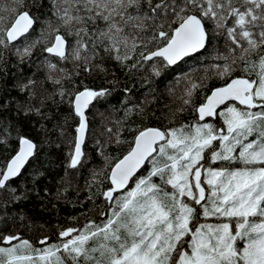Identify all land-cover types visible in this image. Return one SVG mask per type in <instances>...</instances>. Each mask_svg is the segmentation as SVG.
<instances>
[{"label":"snow or ice","instance_id":"obj_1","mask_svg":"<svg viewBox=\"0 0 264 264\" xmlns=\"http://www.w3.org/2000/svg\"><path fill=\"white\" fill-rule=\"evenodd\" d=\"M33 193L83 210L46 231ZM9 223L0 264H264V0H0Z\"/></svg>","mask_w":264,"mask_h":264},{"label":"trees","instance_id":"obj_2","mask_svg":"<svg viewBox=\"0 0 264 264\" xmlns=\"http://www.w3.org/2000/svg\"><path fill=\"white\" fill-rule=\"evenodd\" d=\"M203 55V54H202ZM204 63H208L209 61L207 60V58H205V60L203 61ZM213 63L215 61H212ZM67 66V65H65ZM116 73H117V78L120 80L121 83V87L124 84V81L126 80V76L124 73H122L119 68L117 67L115 69ZM172 75H175L174 73ZM172 75H170L168 78L171 79ZM109 79H111V77H109ZM97 83L103 84V80L98 78L97 79ZM137 87L133 88V93L136 94L140 91H142V82L141 81H137ZM107 86V85H105ZM162 88V85H161ZM16 93L13 92V95H15ZM119 98H120V93L117 91L115 93H113V98H112V104L116 105L117 107H119ZM171 98L165 93L162 97H157V101L156 104L154 105V107H156L157 112L160 111L161 107L166 106L169 104ZM173 106H175L173 104ZM164 111H167V107L163 108ZM62 112L67 111V106H64L61 109ZM190 112L191 110L189 109V113L184 114L181 118L182 119H188L190 116ZM122 114V113H121ZM89 118L91 120H94L96 124L100 123V119L98 116H93L92 114L89 115ZM152 123H156V120H153ZM38 141H39V136L37 137ZM86 151L92 153L93 155L94 153V145L92 144V141L89 140L88 141V145L85 149ZM114 150V149H113ZM62 151L61 150V155H62ZM53 154H55V150L53 149ZM91 167V165L89 166ZM57 173L53 172L52 177L50 178L49 176H45L43 178H41L38 181V186L42 187L45 184H49V186L51 187V190L53 192L56 191V186L54 183H50V179H54ZM60 174H62V168L60 169ZM85 175H86V170H85ZM80 184L81 186L84 184V178L80 179ZM67 198L68 199H72L73 197H75L77 195L76 192L73 191H69L67 194ZM87 195V192L85 191H81L79 193V197L80 199H83L84 196ZM43 196V193L41 192V197ZM97 203H99V201L97 200ZM42 201L41 198H38L35 193H33L28 200L24 201V202H17L14 206H9L8 211L12 212V211H20L23 210L25 216L27 218H29L31 221H33L37 226H43L44 230H53L54 231V226L56 224H61V225H65L67 226L68 221L66 220V217L71 216V215H75L77 212H81L83 209L80 206H71V205H67L65 203H63V201H61L58 205V210L57 209H53L51 207V205H47L46 207H42L41 206ZM88 205L85 204L84 207H87ZM17 223H19V221H17ZM25 224L28 223V220L24 221ZM80 223H83V220L80 221ZM12 225L9 223L8 227L5 228L3 226H0V232L3 231H7L8 228H11ZM26 232L27 235H31L30 231L24 230ZM36 239L38 240L39 237L37 236Z\"/></svg>","mask_w":264,"mask_h":264}]
</instances>
